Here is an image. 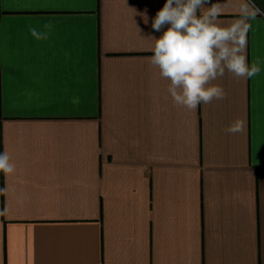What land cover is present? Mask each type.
<instances>
[{"label": "crops", "instance_id": "0c3cea01", "mask_svg": "<svg viewBox=\"0 0 264 264\" xmlns=\"http://www.w3.org/2000/svg\"><path fill=\"white\" fill-rule=\"evenodd\" d=\"M244 2L206 7L229 26ZM165 3L0 0V264H264V15L259 74L189 111L147 60Z\"/></svg>", "mask_w": 264, "mask_h": 264}, {"label": "clouds", "instance_id": "9594fccd", "mask_svg": "<svg viewBox=\"0 0 264 264\" xmlns=\"http://www.w3.org/2000/svg\"><path fill=\"white\" fill-rule=\"evenodd\" d=\"M208 4L209 0H166L151 25L162 35L146 37L152 41L149 51L153 53L147 60L168 82L167 93L173 106L189 111L227 98L224 88L213 83L225 72L238 79L251 78L260 72L258 62L249 66L246 46L251 28L249 21L264 15V11L251 0H245L239 7L240 18L229 26H222L218 18L224 5L211 3L206 7ZM140 15L147 24V12ZM52 27L51 23L44 25L48 30ZM137 31L140 35L138 27ZM29 32L37 40L48 38V32H39L34 27H30ZM245 128L246 121L237 118L223 131L235 135L243 133ZM0 172L5 176L16 172L15 162L7 150L0 152Z\"/></svg>", "mask_w": 264, "mask_h": 264}]
</instances>
